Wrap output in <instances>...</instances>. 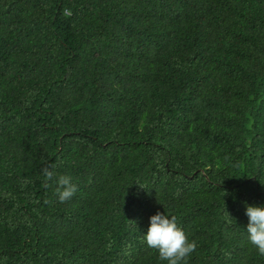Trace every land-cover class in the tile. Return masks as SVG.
<instances>
[{
	"label": "trees",
	"instance_id": "16d2710c",
	"mask_svg": "<svg viewBox=\"0 0 264 264\" xmlns=\"http://www.w3.org/2000/svg\"><path fill=\"white\" fill-rule=\"evenodd\" d=\"M78 191L60 203L43 167ZM264 0H0V264H264Z\"/></svg>",
	"mask_w": 264,
	"mask_h": 264
},
{
	"label": "clouds",
	"instance_id": "9594fccd",
	"mask_svg": "<svg viewBox=\"0 0 264 264\" xmlns=\"http://www.w3.org/2000/svg\"><path fill=\"white\" fill-rule=\"evenodd\" d=\"M53 168L43 167L42 174L48 181L55 183L54 195L60 203H64L76 194L78 186L70 175H57ZM245 215L248 218L245 229L247 240L260 256H264V204H246ZM141 240L148 248L155 249L159 259L167 261V264H187L188 258L197 249L196 242L189 241L176 218L159 211L150 216Z\"/></svg>",
	"mask_w": 264,
	"mask_h": 264
}]
</instances>
